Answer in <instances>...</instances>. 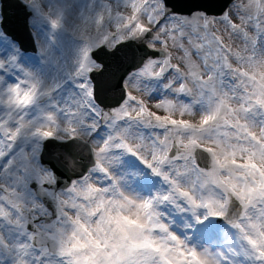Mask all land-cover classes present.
I'll use <instances>...</instances> for the list:
<instances>
[{
  "label": "snow or ice",
  "instance_id": "snow-or-ice-1",
  "mask_svg": "<svg viewBox=\"0 0 264 264\" xmlns=\"http://www.w3.org/2000/svg\"><path fill=\"white\" fill-rule=\"evenodd\" d=\"M129 41L147 51L106 110L97 77ZM50 139L63 156L43 157ZM0 264H264V0L219 20L169 0H0Z\"/></svg>",
  "mask_w": 264,
  "mask_h": 264
},
{
  "label": "water",
  "instance_id": "water-1",
  "mask_svg": "<svg viewBox=\"0 0 264 264\" xmlns=\"http://www.w3.org/2000/svg\"><path fill=\"white\" fill-rule=\"evenodd\" d=\"M232 2L233 0H169L170 8L177 12L179 11L178 13L191 14L195 11L202 10L208 14L219 16L226 11ZM21 28L23 29L22 24ZM10 31L12 32V28H10ZM14 31H16L15 28ZM146 51L141 47L137 48L135 43H130L121 45L114 54L105 57L107 64L119 69V75H102L104 82L102 84L100 82L98 83L100 99L103 101V106H107L106 109L114 107L121 95V90L116 87L117 80L124 73L134 70L143 60ZM45 149L46 152L43 156L45 159L58 158L57 155L60 153V149L57 141H48ZM81 158L84 164L87 161L89 162L90 153L87 154L84 152Z\"/></svg>",
  "mask_w": 264,
  "mask_h": 264
},
{
  "label": "rangeland",
  "instance_id": "rangeland-1",
  "mask_svg": "<svg viewBox=\"0 0 264 264\" xmlns=\"http://www.w3.org/2000/svg\"><path fill=\"white\" fill-rule=\"evenodd\" d=\"M240 2V0H235V2L233 3V5L229 8V10L227 11V13H231L232 11H233V8H234V5L235 4H237V3H239ZM197 14H200V13H197ZM185 17H188V16H185ZM217 20H219V19H217ZM217 28H219L220 30H221V32L223 31V25H220V24H217ZM113 31L115 30L114 29V27H113V29H112ZM95 33L93 32V35H94ZM225 42L226 43H230V44H232L233 45V47L234 48H237V47H242V45L240 44V41L239 40H236V39H234L233 41H228L227 40V36L225 35ZM37 45V43L35 42V46ZM37 49V48H36ZM38 51V50H37ZM174 55H178V53H173ZM39 55V54H38ZM193 59H195V57L193 58ZM175 62V61H174ZM54 67H55V70H56V65L54 64L53 65ZM140 87H144V85H141ZM189 87H192V85L191 84H189ZM129 90L130 91H133V94L134 95H137V96H139V97H141V98H143L145 101H146V103L148 104V107L152 110V111H154V112H157L158 114H160V115H163L164 113L161 111V110H158V109H156L155 107H154V105L158 102V100L156 99V98H154L153 100H149L148 98H147V95H146V92H144V93H142V94H140L139 92H137V91H135L133 88H129ZM194 92H195V89H194ZM178 118V117H177ZM185 119H193L192 117H188V116H186L185 117ZM197 119H198V117H197ZM102 135V134H101ZM103 136V135H102ZM97 143H99V138H97L96 140H95V142H93V144L96 146V144Z\"/></svg>",
  "mask_w": 264,
  "mask_h": 264
},
{
  "label": "bare ground",
  "instance_id": "bare-ground-1",
  "mask_svg": "<svg viewBox=\"0 0 264 264\" xmlns=\"http://www.w3.org/2000/svg\"><path fill=\"white\" fill-rule=\"evenodd\" d=\"M184 1V0H183ZM77 2H80V0H77ZM15 30H16V28H15ZM33 31V36H35V31L34 30H32ZM93 34V33H92ZM140 44V42H138L137 43V45H139ZM38 48H39V42H38ZM60 59V56H59V54H57L56 55V60H59Z\"/></svg>",
  "mask_w": 264,
  "mask_h": 264
}]
</instances>
